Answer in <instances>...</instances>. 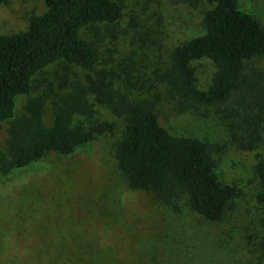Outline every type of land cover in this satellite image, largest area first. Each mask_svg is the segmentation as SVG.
Returning a JSON list of instances; mask_svg holds the SVG:
<instances>
[{"label":"rangeland","instance_id":"374dc122","mask_svg":"<svg viewBox=\"0 0 264 264\" xmlns=\"http://www.w3.org/2000/svg\"><path fill=\"white\" fill-rule=\"evenodd\" d=\"M0 1V35L25 31L32 16L46 11L44 0ZM118 1L123 11L117 22L96 23L82 32L97 46L100 63L92 71L59 63L38 74L31 94L17 98L16 116L50 82L87 83L100 74L130 98L149 101L171 135L208 143L220 180L239 187L241 196L224 221L211 223L186 208L174 213L153 194L130 190L116 161L125 120L90 96L93 116L75 123L89 128L114 122L112 134L69 156L50 153L27 168L0 172V264H264V184L255 174L257 162L264 160V125L259 147L243 151L232 142L224 118L236 109L244 113L237 95L217 107L181 112L178 99L156 81L169 67L173 49L202 34L208 6L204 1L196 8L189 0ZM237 7L264 27V0H238ZM192 67L198 88L206 90L215 65L203 58ZM249 67L264 72V57ZM9 130V123L0 127L1 147Z\"/></svg>","mask_w":264,"mask_h":264},{"label":"trees","instance_id":"16d2710c","mask_svg":"<svg viewBox=\"0 0 264 264\" xmlns=\"http://www.w3.org/2000/svg\"><path fill=\"white\" fill-rule=\"evenodd\" d=\"M204 1L208 7L203 9L202 34L173 49L169 67L156 81L178 99L181 112L195 106L217 107L237 95L236 103L244 105V113L236 109L224 118L232 142L243 151H254L263 141L264 72L251 70L249 65L264 57V27L254 16L238 10V0H189L196 8ZM44 3L46 11L32 16L25 31L0 35V127L10 124L6 146H0V172L7 175L27 168L50 153L69 156L97 137L112 134L114 122L89 128L75 123L76 118L93 116L89 101L93 96L96 103L125 120L116 161L130 190L153 194L174 213L186 208L208 222L224 221L241 190L220 180L211 146L196 138L171 135L159 124L149 101L130 98L100 74L87 83L50 82L40 95L29 97L25 113L16 116L17 98L30 95L34 78L51 66L65 63L92 71L101 54L82 32L96 23L114 24L123 11L118 0ZM203 58L216 68L206 90L198 88L192 67ZM255 174L264 184V160L257 162ZM260 200L264 204V194Z\"/></svg>","mask_w":264,"mask_h":264}]
</instances>
